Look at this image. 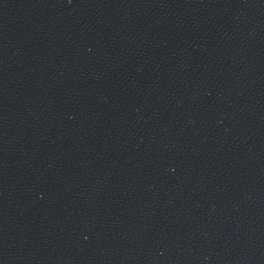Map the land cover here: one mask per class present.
Instances as JSON below:
<instances>
[{
  "label": "water",
  "instance_id": "1",
  "mask_svg": "<svg viewBox=\"0 0 264 264\" xmlns=\"http://www.w3.org/2000/svg\"><path fill=\"white\" fill-rule=\"evenodd\" d=\"M0 264H264V0H0Z\"/></svg>",
  "mask_w": 264,
  "mask_h": 264
}]
</instances>
